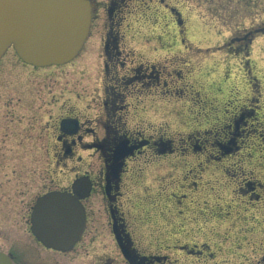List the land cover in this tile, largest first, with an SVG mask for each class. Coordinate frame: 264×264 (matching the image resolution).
<instances>
[{"label":"flooded vegetation","instance_id":"flooded-vegetation-1","mask_svg":"<svg viewBox=\"0 0 264 264\" xmlns=\"http://www.w3.org/2000/svg\"><path fill=\"white\" fill-rule=\"evenodd\" d=\"M178 1L88 0V32L72 60L34 67L18 58L32 69L75 62V77L69 78L61 89L73 102L61 106L62 113L51 124L59 145L53 162L62 170L63 161L72 158L79 169L83 161L79 151H87L95 163L91 170L84 169L76 175L68 186L47 188L34 199L35 202L48 191H70L75 179L84 178L80 186H86L88 192L79 201L85 225L80 239L66 252L45 248L33 237L22 243L14 241L17 225L29 231L34 202L30 185L26 183L21 188L13 171L0 179V252L8 255L13 264H66L65 255L79 245L93 225L90 214L98 208L97 201L104 209L115 244L113 229L144 258L141 264H165L166 256L135 245L125 212L129 207L142 210L145 204H151L154 209L155 202L164 203L172 222L196 225H217L225 220L230 224L242 217L240 223L245 225L257 214L256 222L264 225V182L253 178L252 170L246 173L241 167L251 155V150L246 149L251 147H246V137H252L256 129H264L256 112L257 108L262 110L259 98L254 97L259 92L256 78L247 81L242 90L233 84L228 87L227 79L225 83L212 78L208 82L200 67L202 56L198 58L200 66L192 67L190 57L204 55L206 50L189 45L183 38L188 31L187 18L176 4ZM254 4L255 0H249L251 9ZM255 25L245 33L233 35L237 43L233 49L245 51L246 43L264 31V25ZM178 37L182 48L176 45ZM209 71L211 74L214 70ZM227 87L234 91L233 97L220 98ZM172 117L179 119L178 127ZM166 129L191 131L174 138ZM263 135L259 132L255 137ZM235 154L238 157L229 162V156ZM176 156L184 161L181 165L190 164L179 173L171 160ZM159 162L170 168L166 177L169 180L156 177L154 191L148 184H138L144 167H154ZM227 166L234 167V174H225ZM225 175L228 179L222 181ZM128 191L132 195L128 196ZM239 211L241 218L234 216ZM8 240H12L9 248H3ZM186 244L179 245V249L190 255H202L207 246L205 242L192 243L190 247ZM95 264H110L109 258L102 257ZM255 264H264V256Z\"/></svg>","mask_w":264,"mask_h":264},{"label":"rangeland","instance_id":"rangeland-1","mask_svg":"<svg viewBox=\"0 0 264 264\" xmlns=\"http://www.w3.org/2000/svg\"><path fill=\"white\" fill-rule=\"evenodd\" d=\"M178 2L176 4L180 9L182 7L187 18L188 31L183 38L189 45L206 50L204 55L190 57L192 67L200 66L198 58L202 56L203 66L200 67L205 72L203 77L209 78L208 82L212 78L225 83L227 79L228 87L233 84L242 89L246 87L247 81L256 78L258 86L255 88L259 92L256 91L254 97L259 98V107L263 113L259 108L256 112L263 121L260 125L264 127V31L257 33L246 43L245 51L232 48L237 47L233 35L245 33L255 24V27L264 25V0H255L254 9L250 8L249 0ZM179 38H176V45L182 48ZM74 65L75 62L72 61L63 66L32 69L21 64L11 48L0 58V179L13 171L19 177L21 188L26 183L30 185L32 202L47 188L68 186L76 175L84 169L91 170L95 163L93 156L90 157L87 151H79L83 159L79 169L75 168L77 163L72 158L63 161L62 170H58L61 167H56L53 162L59 145L54 138L56 129H51V124L62 113L61 106H70L73 102L72 97L61 89L69 78L75 77ZM209 70L214 71L210 74ZM228 87L222 90L223 94L216 93L217 96L233 97L234 91H228ZM172 120L176 127L180 125L178 118L172 117ZM189 131L191 129H166L174 138L184 136ZM259 132L263 133L264 129H256L252 137H246V147L251 144L246 149L251 150V155L243 160L241 167L246 173L252 170L253 178L257 177L264 182V135L261 138L255 137ZM237 154L230 155L229 162H234ZM171 160L177 164L178 173L180 169L190 165H181L184 161H179L177 156ZM226 170V175L234 174L233 166H227ZM168 173H171L170 168L162 162L154 167L145 166L137 182L140 185H150L154 191L157 184L155 178H166ZM226 175L222 177V181L228 179ZM177 177L172 176L174 179ZM137 190L139 192V188ZM128 192V196L132 195L131 191ZM97 205L98 208H94V212L90 214L93 225L79 245L65 255L63 259L66 264H95L102 257H108L110 264H127L112 239L104 209L98 201ZM168 209L164 203L155 202L154 209L151 204H145L142 210L139 207H129L125 211L135 245L140 250L165 255V264H255L264 256V225L256 222L257 214H253L255 219L248 224L245 222V225L240 223L244 219L242 211L234 215L242 218L235 219L230 224L225 220L227 222L217 225H211V222L196 225L194 222H172ZM32 237L26 228L16 226L15 242L22 243L23 239ZM10 242L12 240L6 241L3 248H9ZM200 242L207 245L203 247L205 252L202 255H190L179 249V245L183 243L190 247L192 243Z\"/></svg>","mask_w":264,"mask_h":264},{"label":"water","instance_id":"water-1","mask_svg":"<svg viewBox=\"0 0 264 264\" xmlns=\"http://www.w3.org/2000/svg\"><path fill=\"white\" fill-rule=\"evenodd\" d=\"M88 0H0V58L8 48L24 63L34 67L60 65L71 60L81 47L89 28ZM75 179L70 191H48L38 196L30 213V233L45 248L69 251L80 239L85 213L80 199L88 192ZM115 241L127 264L144 261L130 242ZM0 264H13L0 252Z\"/></svg>","mask_w":264,"mask_h":264}]
</instances>
